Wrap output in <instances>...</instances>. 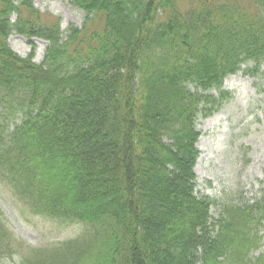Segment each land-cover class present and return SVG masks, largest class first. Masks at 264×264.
Returning <instances> with one entry per match:
<instances>
[{
	"label": "trees",
	"instance_id": "16d2710c",
	"mask_svg": "<svg viewBox=\"0 0 264 264\" xmlns=\"http://www.w3.org/2000/svg\"><path fill=\"white\" fill-rule=\"evenodd\" d=\"M33 1L0 0V181L83 232L22 264H264V190L213 215L194 173L225 79L264 81V0H69L84 17L64 31Z\"/></svg>",
	"mask_w": 264,
	"mask_h": 264
},
{
	"label": "rangeland",
	"instance_id": "374dc122",
	"mask_svg": "<svg viewBox=\"0 0 264 264\" xmlns=\"http://www.w3.org/2000/svg\"><path fill=\"white\" fill-rule=\"evenodd\" d=\"M33 6L45 22L58 19L63 31L69 25L80 27L83 21V12L69 0H34ZM30 42L33 51L25 38L15 34L8 38L13 52L25 58L32 51L33 61L40 63L46 43L40 39ZM249 68L250 64L242 66L225 79L222 89L227 93L226 101L216 114L197 123L195 191L218 205L211 208L213 215L220 205L250 204L264 190V81L258 74L244 72ZM0 220L9 237V249L0 264H22L25 257L33 259L39 250L75 239L83 232L79 225L33 215L1 181Z\"/></svg>",
	"mask_w": 264,
	"mask_h": 264
},
{
	"label": "bare ground",
	"instance_id": "6f19581e",
	"mask_svg": "<svg viewBox=\"0 0 264 264\" xmlns=\"http://www.w3.org/2000/svg\"><path fill=\"white\" fill-rule=\"evenodd\" d=\"M17 199H19V198H17ZM19 200H20V199H19ZM20 201H21V203H23V206L26 207V205L24 204V202H23L22 200H20Z\"/></svg>",
	"mask_w": 264,
	"mask_h": 264
}]
</instances>
